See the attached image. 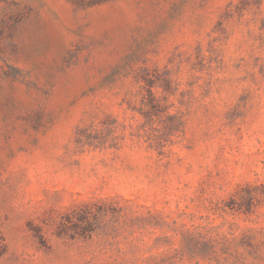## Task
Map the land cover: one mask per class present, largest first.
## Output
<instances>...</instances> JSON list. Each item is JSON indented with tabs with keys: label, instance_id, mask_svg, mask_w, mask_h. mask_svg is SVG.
I'll list each match as a JSON object with an SVG mask.
<instances>
[{
	"label": "rangeland",
	"instance_id": "1",
	"mask_svg": "<svg viewBox=\"0 0 264 264\" xmlns=\"http://www.w3.org/2000/svg\"><path fill=\"white\" fill-rule=\"evenodd\" d=\"M0 264H264V0H0Z\"/></svg>",
	"mask_w": 264,
	"mask_h": 264
}]
</instances>
